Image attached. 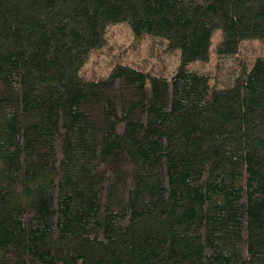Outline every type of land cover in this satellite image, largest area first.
<instances>
[{
	"label": "trees",
	"instance_id": "16d2710c",
	"mask_svg": "<svg viewBox=\"0 0 264 264\" xmlns=\"http://www.w3.org/2000/svg\"><path fill=\"white\" fill-rule=\"evenodd\" d=\"M122 22L170 79L81 72ZM217 30L264 44V0H0V264H264V55L213 85Z\"/></svg>",
	"mask_w": 264,
	"mask_h": 264
},
{
	"label": "rangeland",
	"instance_id": "374dc122",
	"mask_svg": "<svg viewBox=\"0 0 264 264\" xmlns=\"http://www.w3.org/2000/svg\"><path fill=\"white\" fill-rule=\"evenodd\" d=\"M105 38V45L93 51L81 69L87 77H107L118 63L169 79L179 68L178 49H168L167 41L161 38L151 36L137 38L127 23L108 26ZM220 38L221 33L217 30L212 36L208 62L192 63L190 67L207 72L211 76V83L222 88L235 76L240 61H247L250 67L258 56L264 55V44L259 40L245 41L236 57L219 59L214 53V48Z\"/></svg>",
	"mask_w": 264,
	"mask_h": 264
}]
</instances>
